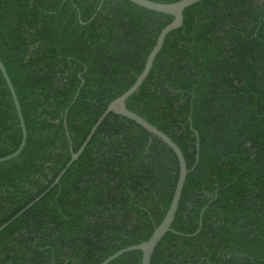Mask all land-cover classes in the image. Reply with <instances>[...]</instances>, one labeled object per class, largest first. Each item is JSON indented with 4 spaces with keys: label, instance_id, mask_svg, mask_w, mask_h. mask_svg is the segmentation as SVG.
<instances>
[{
    "label": "trees",
    "instance_id": "trees-1",
    "mask_svg": "<svg viewBox=\"0 0 264 264\" xmlns=\"http://www.w3.org/2000/svg\"><path fill=\"white\" fill-rule=\"evenodd\" d=\"M171 20L128 0H0V61L26 129L21 152L0 163V226L47 190ZM126 107L192 168L177 233L150 264H264V0L185 8ZM20 137L0 73V157ZM177 176L167 145L110 113L58 182L0 230V264H99L149 238ZM140 259L133 250L108 264Z\"/></svg>",
    "mask_w": 264,
    "mask_h": 264
},
{
    "label": "water",
    "instance_id": "water-1",
    "mask_svg": "<svg viewBox=\"0 0 264 264\" xmlns=\"http://www.w3.org/2000/svg\"><path fill=\"white\" fill-rule=\"evenodd\" d=\"M129 2L142 7L144 9L154 11L157 13H163L172 16V20L170 23H168L165 27L161 29L159 32L155 44L153 45L152 49L148 53L144 67L140 74L137 76L136 80L133 82V84L121 95L113 99L108 103L106 106L105 110L102 112V114L99 116V118L96 120L92 128L90 129L88 135L85 137L84 141L78 148L76 152H71L70 159L67 162V164L64 166V168L61 170V172L56 176V178L53 180L51 185L45 190L40 196L35 198L31 203H29L27 206H25L22 210H20L15 216H13L8 222L0 226V230L4 228L11 220L15 219L18 215H20L24 210H26L29 206H31L35 201H37L42 195H44L50 188H52L53 185H55L62 174L65 172V170L70 166V164L75 161L82 150L85 148L93 134L95 133L96 129L98 126L101 124V122L105 119V117L110 114H117L120 116H123L138 126H140L142 129L147 131L149 134L155 136L157 139H159L161 142H163L165 145L169 147V149L173 152L175 155L177 162H178V176L177 180L175 183V187L173 190V194L169 203V206L167 208V211L162 219V221L154 228L152 231L151 235L149 236L148 239L145 241L140 242L139 244L136 245H131L125 248H122L112 255L108 256L105 258L101 263L99 264H108L110 261L113 259L117 258L119 255L126 253L128 251H133V250H138L141 252V259H140V264H150L151 257L153 254V251L157 244L160 242L162 237L165 235V233L171 231L173 233H177L176 231L171 229V224L174 219L177 207H178V202L181 194V190L185 181V177L187 173L192 169H187L185 160L183 157V154L180 150V148L162 131H160L156 126L150 124L147 120H145L143 117L140 115L130 111L126 107V100L135 92L138 90L146 76L148 75L155 56L157 53L160 51L164 38L166 35L171 32L172 30H175L179 28L182 25V20H183V11L185 8L191 6L194 3H197L201 0H179L176 2L172 3H160V2H155L152 0H128ZM0 73L5 81L6 87L9 90L10 96L12 98L14 108L16 110L18 122H19V127H20V142L18 147L11 152L10 154H7L5 156L0 157V163L10 160L14 157H16L21 150L24 147L25 140H26V129L24 126V121L23 117L20 111V106L15 94V91L13 89V86L11 84V81L6 73V70L0 61ZM195 135L196 132L194 131ZM196 148L198 149V143H196ZM197 159V155H196Z\"/></svg>",
    "mask_w": 264,
    "mask_h": 264
}]
</instances>
